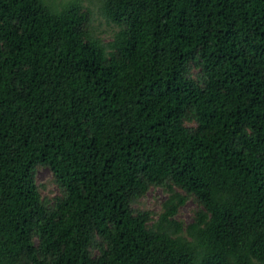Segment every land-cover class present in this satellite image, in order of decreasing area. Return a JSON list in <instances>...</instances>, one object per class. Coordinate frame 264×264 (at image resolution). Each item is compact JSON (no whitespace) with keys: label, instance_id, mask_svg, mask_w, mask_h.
<instances>
[{"label":"trees","instance_id":"1","mask_svg":"<svg viewBox=\"0 0 264 264\" xmlns=\"http://www.w3.org/2000/svg\"><path fill=\"white\" fill-rule=\"evenodd\" d=\"M89 1L0 0V264H264V0Z\"/></svg>","mask_w":264,"mask_h":264},{"label":"rangeland","instance_id":"2","mask_svg":"<svg viewBox=\"0 0 264 264\" xmlns=\"http://www.w3.org/2000/svg\"><path fill=\"white\" fill-rule=\"evenodd\" d=\"M49 4H53L56 7H59L61 3L65 0H45ZM84 4H88L92 11V26L95 30V34L102 40V42L106 43L112 39L113 33L117 30V27L114 24L107 23L106 19L101 15L100 9L98 7V3H90L89 0H83ZM50 173L46 167H39L36 170V178L39 182L45 181L49 178ZM48 192H52L53 194L57 193V189L52 186L47 189H42L41 193L46 194ZM165 195L159 191V189H153L147 191L144 200L142 201V206H152V201L154 198H157V202L160 199H163ZM193 202L188 200L182 207L179 208L177 213V217L180 218L184 223H188L192 220L191 209L194 208ZM135 207L140 208V205H135ZM158 204L153 205V209L157 210Z\"/></svg>","mask_w":264,"mask_h":264}]
</instances>
